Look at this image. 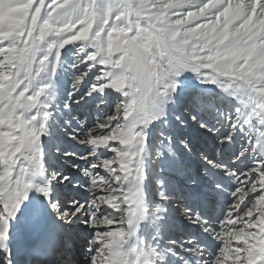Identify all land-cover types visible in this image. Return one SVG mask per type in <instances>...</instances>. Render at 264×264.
<instances>
[{
	"label": "snow or ice",
	"instance_id": "6c2138e0",
	"mask_svg": "<svg viewBox=\"0 0 264 264\" xmlns=\"http://www.w3.org/2000/svg\"><path fill=\"white\" fill-rule=\"evenodd\" d=\"M0 264H264V0H0Z\"/></svg>",
	"mask_w": 264,
	"mask_h": 264
}]
</instances>
